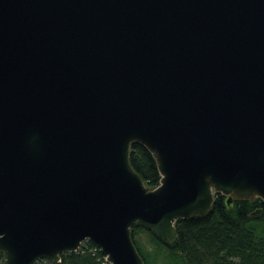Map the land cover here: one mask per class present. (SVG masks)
Instances as JSON below:
<instances>
[{
    "label": "water",
    "instance_id": "obj_1",
    "mask_svg": "<svg viewBox=\"0 0 264 264\" xmlns=\"http://www.w3.org/2000/svg\"><path fill=\"white\" fill-rule=\"evenodd\" d=\"M216 194L264 202V0H0V264H143Z\"/></svg>",
    "mask_w": 264,
    "mask_h": 264
},
{
    "label": "trees",
    "instance_id": "obj_2",
    "mask_svg": "<svg viewBox=\"0 0 264 264\" xmlns=\"http://www.w3.org/2000/svg\"><path fill=\"white\" fill-rule=\"evenodd\" d=\"M129 162L145 186L153 189L161 176L153 155L140 143L129 147ZM216 194L211 208L204 215L179 219L175 223L176 239L170 246L154 234L133 224L131 239L143 264H264V202L260 198L239 200ZM146 232L155 248L149 250L137 239ZM165 250V253H163ZM3 253L0 251V261ZM35 264H109L101 252L84 241L75 252L60 256L59 261L39 260Z\"/></svg>",
    "mask_w": 264,
    "mask_h": 264
},
{
    "label": "rangeland",
    "instance_id": "obj_3",
    "mask_svg": "<svg viewBox=\"0 0 264 264\" xmlns=\"http://www.w3.org/2000/svg\"><path fill=\"white\" fill-rule=\"evenodd\" d=\"M253 198H249V199H253ZM137 239L141 242V244L145 245L149 250L155 248V244L150 240V236L146 232H139L137 235ZM162 251L163 253H165V250L162 249ZM158 264H164L163 260H160Z\"/></svg>",
    "mask_w": 264,
    "mask_h": 264
},
{
    "label": "built area",
    "instance_id": "obj_4",
    "mask_svg": "<svg viewBox=\"0 0 264 264\" xmlns=\"http://www.w3.org/2000/svg\"><path fill=\"white\" fill-rule=\"evenodd\" d=\"M105 259V258H104ZM106 261V260H105Z\"/></svg>",
    "mask_w": 264,
    "mask_h": 264
}]
</instances>
